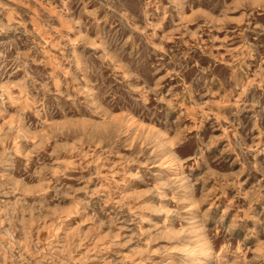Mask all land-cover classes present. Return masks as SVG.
I'll return each instance as SVG.
<instances>
[{"label": "rangeland", "instance_id": "374dc122", "mask_svg": "<svg viewBox=\"0 0 264 264\" xmlns=\"http://www.w3.org/2000/svg\"><path fill=\"white\" fill-rule=\"evenodd\" d=\"M0 264H264V0H0Z\"/></svg>", "mask_w": 264, "mask_h": 264}]
</instances>
